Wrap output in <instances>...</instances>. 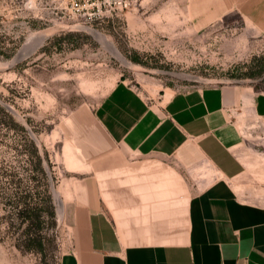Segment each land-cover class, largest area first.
Instances as JSON below:
<instances>
[{
	"label": "rangeland",
	"instance_id": "obj_1",
	"mask_svg": "<svg viewBox=\"0 0 264 264\" xmlns=\"http://www.w3.org/2000/svg\"><path fill=\"white\" fill-rule=\"evenodd\" d=\"M231 4L139 0L115 18L90 22L68 14L66 0H0V107L25 130L0 112V264L59 263L68 244L62 168L89 170L94 153L123 150L93 118L116 81L146 98L162 89L224 85L251 95L264 91V15L243 18ZM35 37L42 39L34 42ZM234 117L246 143L264 154L262 123L249 109ZM25 137L48 156L54 217L41 209L42 251L25 246L26 224L17 217L23 197L30 206L42 202ZM155 161L175 169L170 160Z\"/></svg>",
	"mask_w": 264,
	"mask_h": 264
},
{
	"label": "crops",
	"instance_id": "obj_2",
	"mask_svg": "<svg viewBox=\"0 0 264 264\" xmlns=\"http://www.w3.org/2000/svg\"><path fill=\"white\" fill-rule=\"evenodd\" d=\"M231 3L243 18L264 15V0ZM160 93L118 80L99 100L93 118L123 150L94 153L89 170L62 168L58 264H264V154L234 120L249 109L264 127V91Z\"/></svg>",
	"mask_w": 264,
	"mask_h": 264
},
{
	"label": "trees",
	"instance_id": "obj_3",
	"mask_svg": "<svg viewBox=\"0 0 264 264\" xmlns=\"http://www.w3.org/2000/svg\"><path fill=\"white\" fill-rule=\"evenodd\" d=\"M0 112L6 116L14 127H18L13 121L12 116L6 112L4 108L0 107ZM23 133L25 132L24 127H18ZM25 144L29 150L28 162L33 172V179L38 183L39 187L42 188L41 192H37V197L41 203L32 204L31 206L27 203L30 198L25 196L21 199L23 206L18 211L17 217L21 223L26 224L25 231L23 234V242L28 249H35L42 251L43 249V236L41 235L42 219L41 209L45 211L48 218L53 220L54 210L52 206V197L49 192L48 183V171L45 168V164L48 165V156L46 152L43 155L39 153L38 148L28 138L25 137ZM38 200V201H39Z\"/></svg>",
	"mask_w": 264,
	"mask_h": 264
},
{
	"label": "built area",
	"instance_id": "obj_4",
	"mask_svg": "<svg viewBox=\"0 0 264 264\" xmlns=\"http://www.w3.org/2000/svg\"><path fill=\"white\" fill-rule=\"evenodd\" d=\"M67 11L83 21H101L117 17L132 8L139 0H66Z\"/></svg>",
	"mask_w": 264,
	"mask_h": 264
},
{
	"label": "bare ground",
	"instance_id": "obj_5",
	"mask_svg": "<svg viewBox=\"0 0 264 264\" xmlns=\"http://www.w3.org/2000/svg\"><path fill=\"white\" fill-rule=\"evenodd\" d=\"M96 35H98V37H100V39H102L103 42L106 41L107 42L106 44L109 45L110 41L105 36H103L102 34H100L98 32H96ZM41 39H42L41 37H37V38L35 37L32 39V41L39 43L41 41ZM26 46H24V47H26ZM111 48H112L113 52L116 54V56H119L120 59L123 58L122 55L118 52V50L115 47L112 46Z\"/></svg>",
	"mask_w": 264,
	"mask_h": 264
}]
</instances>
